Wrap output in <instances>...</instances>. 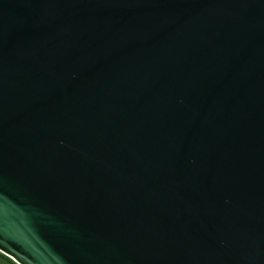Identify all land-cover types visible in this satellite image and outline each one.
<instances>
[{
	"label": "water",
	"instance_id": "1",
	"mask_svg": "<svg viewBox=\"0 0 264 264\" xmlns=\"http://www.w3.org/2000/svg\"><path fill=\"white\" fill-rule=\"evenodd\" d=\"M0 253L264 264V0H0Z\"/></svg>",
	"mask_w": 264,
	"mask_h": 264
},
{
	"label": "rangeland",
	"instance_id": "2",
	"mask_svg": "<svg viewBox=\"0 0 264 264\" xmlns=\"http://www.w3.org/2000/svg\"><path fill=\"white\" fill-rule=\"evenodd\" d=\"M0 264H17V263H12L11 261L2 258L0 259Z\"/></svg>",
	"mask_w": 264,
	"mask_h": 264
},
{
	"label": "trees",
	"instance_id": "3",
	"mask_svg": "<svg viewBox=\"0 0 264 264\" xmlns=\"http://www.w3.org/2000/svg\"><path fill=\"white\" fill-rule=\"evenodd\" d=\"M2 258L6 259V260H9V261H11L12 263H15L13 260H11L10 258H8V257H6L5 255H3L2 253H0V259H2Z\"/></svg>",
	"mask_w": 264,
	"mask_h": 264
}]
</instances>
